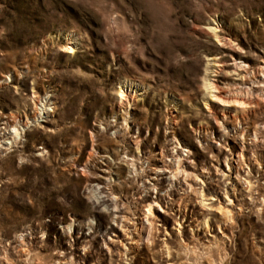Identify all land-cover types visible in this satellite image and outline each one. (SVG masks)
<instances>
[{"label":"rangeland","instance_id":"374dc122","mask_svg":"<svg viewBox=\"0 0 264 264\" xmlns=\"http://www.w3.org/2000/svg\"><path fill=\"white\" fill-rule=\"evenodd\" d=\"M170 263L264 264V0H0V264Z\"/></svg>","mask_w":264,"mask_h":264},{"label":"bare ground","instance_id":"6f19581e","mask_svg":"<svg viewBox=\"0 0 264 264\" xmlns=\"http://www.w3.org/2000/svg\"><path fill=\"white\" fill-rule=\"evenodd\" d=\"M209 84H210V83H209ZM209 86H212L213 88H215V86H214L213 83H211V85H209ZM211 94H212V93H211ZM241 96H242V95H241ZM217 97H218V96H217ZM243 97H244V94H243ZM240 99H241V98H240ZM241 102H245V100H242V99H241ZM220 208H221V207H220ZM106 229H107V230H112V231H114L113 227H109V226H108V227H106ZM170 264H171V263H170Z\"/></svg>","mask_w":264,"mask_h":264}]
</instances>
